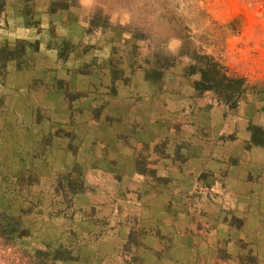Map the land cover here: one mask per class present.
<instances>
[{"label":"crops","instance_id":"0c3cea01","mask_svg":"<svg viewBox=\"0 0 264 264\" xmlns=\"http://www.w3.org/2000/svg\"><path fill=\"white\" fill-rule=\"evenodd\" d=\"M48 2H35L39 27L27 25L22 2L17 14L7 3L0 46L26 41L32 75L0 78V91L20 87L12 112L0 115V165L24 170L6 175L17 185L10 195L40 203L50 243L79 242L62 264H264V149H245L263 105L248 100L236 115L195 92L174 103L167 81L157 92L145 73L114 82L125 71L113 49H97L100 33L87 34L77 9L49 13ZM62 38L96 49L63 60ZM64 71H83L86 85Z\"/></svg>","mask_w":264,"mask_h":264},{"label":"rangeland","instance_id":"374dc122","mask_svg":"<svg viewBox=\"0 0 264 264\" xmlns=\"http://www.w3.org/2000/svg\"><path fill=\"white\" fill-rule=\"evenodd\" d=\"M7 1L4 0V10H0V28H2L1 24L7 25L9 14H17V10L20 8L18 5L21 6L23 3L25 7L29 2V0H9L13 5L12 11H10L12 13H8L7 3L9 1ZM35 2L36 0H32V16L25 12L26 8L23 9V12L29 16L27 25L30 22H36L38 26H35L39 27V22L33 20L35 19ZM48 4L50 7V0ZM73 9H77V12L80 13L82 19L79 20L84 26H86V20L88 25L92 21L99 25V27H95L96 29L90 36H94L97 32L100 33L96 44L100 51L103 52L105 49L111 48L112 52L113 49L112 57L114 55L117 60L115 64H120L124 68V78L129 76L131 78L133 75V79L130 80H134L137 74L145 73L146 69L156 65L158 67L165 66L168 68L163 80L168 83L165 88L172 97H175L171 99L176 103L182 101L186 95L193 93L194 82L201 79L200 72L193 75L188 74L190 66L200 67L205 63L204 57L209 56L223 66L228 75L244 78L246 93L245 99L240 102L237 110L229 108L211 91L203 95L207 98L208 104L214 107L218 103L223 106H220L223 112H235L236 115L243 114L242 108L249 101L253 102V107L263 105L259 111L256 109V116H254L258 115L263 118V123L254 117L249 119V123L264 124V0H76L75 5L67 10ZM48 12L53 13L49 8ZM76 14L78 15V13ZM102 30H104V34ZM102 34L103 37H100ZM51 38L55 40V32L52 33ZM1 39L3 38L0 37V41ZM56 41L58 44L72 45L65 38ZM8 43L0 48L7 46ZM49 44H51L50 41ZM80 45L81 47L77 48L81 51L84 50L85 53L91 50L90 53H92L96 49L84 40H81ZM92 47L93 49H91ZM58 65L60 66V64ZM169 65L170 67H168ZM7 67L1 68L0 78L2 80L20 75L27 78L26 75L31 74L30 66L29 69H26L29 72L20 70L16 61L9 62ZM60 70L62 71L63 68ZM64 72L66 77L71 76L79 81L80 85H86L85 77L81 71L79 73L78 71ZM124 78L121 79V82H128ZM30 79L33 82L32 86L36 88L39 85L37 77L31 76ZM33 79L35 80L33 81ZM153 86L158 92L164 85L162 82L153 84ZM1 87L3 88L0 91V96L3 90L10 91H8L7 97H0V115H3L8 113L11 106L18 103L20 87ZM80 92H88L87 97L82 94L83 98L81 99L84 101L87 98L93 100L92 92ZM248 109L247 106L246 110ZM10 112H12L11 109ZM252 161L251 159L248 163H252ZM23 171L8 169L7 165L1 168L0 165V215L4 213L8 218H19L20 224L15 225L16 230L26 232L23 238H18V236L11 238L9 234H5L4 237L0 236V264H37L34 258L38 251L43 252L46 256L50 252L49 244L52 243L50 241L53 233L49 231L50 220L45 217L44 220L37 217L42 213V209L39 208L40 203L26 200V196L33 198L30 193L21 195L11 193L10 195V192L17 187V185L11 184L10 178L17 180L18 176L15 175ZM9 173H13L14 176L6 179V175ZM21 177L18 180L29 178ZM252 177L253 175L249 176L251 181H253ZM32 181L33 179L30 178L27 183ZM78 246L79 242L76 243L74 252ZM62 263L64 262L57 264Z\"/></svg>","mask_w":264,"mask_h":264},{"label":"trees","instance_id":"16d2710c","mask_svg":"<svg viewBox=\"0 0 264 264\" xmlns=\"http://www.w3.org/2000/svg\"><path fill=\"white\" fill-rule=\"evenodd\" d=\"M51 5L49 7L51 12L55 10H67L75 5L76 0H50ZM4 0H0V10H4ZM25 12L32 16L33 7L32 0H29L25 6ZM29 25H36V22H30ZM95 27H99V25L95 22H90L89 28L87 29V33L92 34ZM28 45L26 41H18L15 47L3 46L0 48V61L2 68H6L9 62L16 61L18 65V69L26 70L29 69V63L27 60L25 48ZM77 49L74 45H59V54L58 57L60 59H67L70 53L75 52ZM205 63L200 67H196L191 65L189 69L190 75L196 74L198 72L201 73V79L194 82L193 89L198 98L202 97L208 92H214L219 99H221L225 105H227L232 110H237L240 102L245 99L246 87H245V79L239 78L235 76H230L224 70V67L219 63L215 62L209 56H205ZM115 65V62H113ZM117 65V64H116ZM173 65V64H172ZM174 66V65H173ZM170 67V65L168 66ZM167 67H155L146 69L145 78L153 84H161L164 80V74L167 71ZM80 72V71H78ZM83 72V71H81ZM123 78V70L118 68L114 72V82L117 79ZM61 85L63 82H59ZM70 96V93H67ZM248 130L251 133L249 140L245 142V149L252 150L253 148H263L264 149V124H250ZM143 162H145L144 157H139L137 159V164L140 166ZM33 182V181H32ZM30 182V183H32ZM80 186H75V191H78ZM19 218H8L4 213L0 215V236L5 234H9L12 237L18 236V238H23L26 235V232L23 230H16L15 225H19ZM25 230V229H24ZM20 231V232H18ZM18 232V233H17ZM10 239V238H9ZM50 252L46 256L41 251H38L37 256L34 258L37 264H57L59 262H71L74 261L75 258L72 256L75 248L76 242H63L57 241L55 243L49 244Z\"/></svg>","mask_w":264,"mask_h":264}]
</instances>
